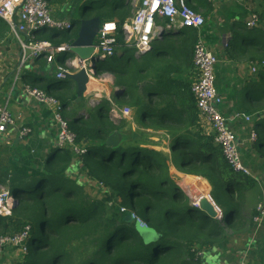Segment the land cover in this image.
I'll use <instances>...</instances> for the list:
<instances>
[{
  "label": "trees",
  "instance_id": "1",
  "mask_svg": "<svg viewBox=\"0 0 264 264\" xmlns=\"http://www.w3.org/2000/svg\"><path fill=\"white\" fill-rule=\"evenodd\" d=\"M63 2L48 0L50 6ZM130 2L88 0L81 6L80 18L117 21L116 55L99 62L100 73L94 67L95 75L114 77V87L121 90L114 102L128 103L141 128L168 134L171 162L177 164L178 154L180 172L191 166L208 182L221 218H211L192 206L188 192L170 177L168 159L161 153L136 141L121 142V138L115 146H108V138L117 129L109 118L110 103L101 101L87 110L86 118L76 116L74 110L64 116L76 145L86 151L84 155L77 157L67 148L62 153L54 150L42 170L15 184L12 191L17 204L10 217L0 218V236L15 234L25 226L30 232L26 254L14 264H205L201 253L212 249L231 252L233 259L229 260L237 262L248 240L259 232L252 223L256 208L249 216L244 213L256 197L262 199L257 180L234 173L213 136L205 135L201 128L191 92L196 81L192 62L196 31L186 29L135 58L134 49L125 47L121 32L124 21L132 16ZM93 5L98 6L97 13ZM70 24V30L49 31L41 34L39 41L55 47L71 45L79 21L71 20ZM246 33L244 38L264 53V42L255 31ZM257 71L246 87L243 110L254 117L264 112V66ZM23 82L53 95L63 109L78 106L75 83L70 79L40 85L39 78L25 76ZM67 86L72 88L68 90ZM254 127L262 128L264 137V118L256 119ZM252 146L261 158L248 157L242 163L252 175L259 171L264 174V140L258 137ZM76 171L81 177L74 175ZM190 185L189 189H195L198 182ZM86 186L102 193L103 198L91 201L84 193ZM219 196L227 202L220 204ZM109 202H113L110 207ZM136 205L142 218L135 213ZM129 214L142 220L152 234L146 237L140 233Z\"/></svg>",
  "mask_w": 264,
  "mask_h": 264
},
{
  "label": "built area",
  "instance_id": "2",
  "mask_svg": "<svg viewBox=\"0 0 264 264\" xmlns=\"http://www.w3.org/2000/svg\"><path fill=\"white\" fill-rule=\"evenodd\" d=\"M212 2V0H206ZM132 16L121 26L123 42L126 48H133L135 58H139L151 52L154 42L161 41L164 37L179 36L183 30L196 31V42L193 48L192 62L196 71V81L191 86V92L195 99L200 123L210 127L213 142L217 145L234 173L251 176L250 171L242 163L240 145L227 124V120L221 112L223 101L215 90L214 67L216 57L207 48L200 32L205 24L204 18L194 11L186 0H131ZM165 20V24H157V19ZM261 16L251 13L245 22L248 30L259 26ZM0 20L4 22L10 34L16 39L21 50L19 65L14 75V83L21 81L23 69L29 62L42 57L47 62H53L55 54L69 53L70 45L55 47L48 42L37 41L35 32L58 31L65 32L71 29V24L62 19L53 17L48 0H0ZM118 26L112 21L101 22L97 40L94 44V58L87 61L75 57L63 61L55 68V79H65L64 74H74L85 69L89 82L93 75L96 62L116 55ZM264 66L262 62L260 64ZM260 65H254L252 73H256ZM25 96L37 105L43 106L51 113V119L56 127L55 149H69L75 156L81 157L85 150L75 143V135L70 129L69 121L64 117V109L61 103L54 97L30 85L23 86ZM236 120L241 119L246 123L250 117L246 115H234ZM15 119L10 115L6 106L0 107V134L6 133L7 127H14ZM30 134L27 127L21 128L19 137L26 138ZM258 139V133L251 130L249 142L254 143ZM189 194V193H188ZM192 206L198 199H192ZM17 202L8 188L0 186V218L11 216ZM256 215L252 217V223L258 230L264 221V200L256 206ZM123 212V209H121ZM139 228L146 229V224L131 214ZM29 226L23 227L19 232L11 235L0 236V255L8 249H13L26 254L25 242L29 236ZM238 264H245L243 258Z\"/></svg>",
  "mask_w": 264,
  "mask_h": 264
},
{
  "label": "crops",
  "instance_id": "3",
  "mask_svg": "<svg viewBox=\"0 0 264 264\" xmlns=\"http://www.w3.org/2000/svg\"><path fill=\"white\" fill-rule=\"evenodd\" d=\"M200 1L196 0V6H199L197 12L205 20L200 35L204 39H210L208 46H206L217 59L214 67L215 90L223 101L221 112L240 145L242 161L247 160L248 157L258 158L259 154L253 149V143L249 142V136L251 130L257 132L254 122L256 119H263L264 112L257 114L258 117H254L243 110L246 87L255 75L251 69L254 65H260L264 61V53L244 37L247 35L246 31H255L260 42H264V0H212L210 3L199 4ZM189 2L192 3L193 0H189ZM50 9L53 15L54 10L51 6ZM63 10L64 6L60 12ZM251 13H258L261 19L257 28L248 30L245 27V22ZM56 19L71 23L70 19L64 18L60 14L57 15ZM114 22L117 23L116 20ZM165 22L161 18L157 19L159 25L163 26ZM45 33L47 32H35L34 37L39 41L41 34ZM10 36H12L10 32L5 31L3 37L0 38V107H7L16 124L14 127H7L6 133L0 134V186L8 188L13 195L12 190L15 188V184L29 180L30 174L42 170L48 155L52 151L56 150L59 153L64 151V149H54L57 131L52 122L51 113L45 107L37 105L25 96L22 88L24 85L30 84H25L23 77L39 78L40 85L46 84L47 81L55 79L57 65L63 63L64 59H69L64 57V53L55 54L53 62H47L42 57L37 58L29 62L27 67L23 69L21 81L16 84L14 83V75L19 65L21 50L13 36L15 43L9 44ZM167 40V37H164L161 41L154 42L152 48L155 49ZM74 58L75 56L71 59ZM43 62L46 65H43ZM259 62L261 63L259 64ZM50 70L53 73L47 79V76L44 75ZM67 87L68 90L72 88V86ZM56 93H61V91ZM80 102L75 104L79 105ZM82 107L85 108V105ZM79 108L80 106L64 109V116L74 110L76 116L80 117ZM234 115L249 116L250 122L246 123L241 119L236 120ZM24 127L30 129V134L21 139L19 131ZM201 128L205 135L212 136L211 131H209L210 127L201 123ZM253 176L258 182V188L261 190L264 200V188L261 186L264 174L260 171L258 173L253 172ZM202 180L210 187L205 179ZM257 231L259 232L256 233L255 237L248 240L244 248L245 252L237 262L229 260L233 259L231 252L222 253L215 249L201 253V258L206 260L205 264H238L242 258L245 264H264V221ZM16 252L13 249L6 250L0 255V264L17 263ZM228 260L232 263H228Z\"/></svg>",
  "mask_w": 264,
  "mask_h": 264
},
{
  "label": "rangeland",
  "instance_id": "4",
  "mask_svg": "<svg viewBox=\"0 0 264 264\" xmlns=\"http://www.w3.org/2000/svg\"><path fill=\"white\" fill-rule=\"evenodd\" d=\"M63 1H64L63 3H57V4L51 5L52 9L54 10L53 17L56 18L57 15L60 14L64 18L79 21L80 12L82 10L81 6L83 5L84 1H88V0H63ZM126 1L130 2L129 0H125V2ZM186 1H187L188 5L194 11H196V12L198 11L199 6H196V0H193L192 3H190L189 0H186ZM206 2H207L206 0H201L199 2V4H203ZM109 4H111V3H108V5ZM108 5L106 6V10H105L106 13L109 12V9H108L109 6ZM62 6H64V10L62 12H60ZM97 7L98 6L93 5L94 13L98 12ZM200 7H202V6H200ZM102 20H100V21H102ZM0 31L5 32L4 22H2L1 20H0ZM6 31H8V29ZM201 38L205 41L206 45L208 46V42L210 39H204L202 37V35H201ZM13 39L14 38L12 36L9 37V44L15 43V41ZM167 39L169 40V38H167ZM96 40H97V38L95 39L94 42H96ZM215 50H218V49L215 48ZM118 54H120V53H118ZM65 56H66L65 57L66 59H71V54L65 53ZM99 65H100L99 62L95 63V70L98 73H100ZM51 73H53V72L50 70L48 73H45L44 76L45 77L47 76V79H48V77ZM90 77H91V80L88 83L87 90H86L85 94L82 96V99H81L82 101L78 105V106H80V108L78 109V113H81L80 117H83V118L88 117V112L86 110H89V109L95 107L101 101L109 102L110 103L109 118H110L111 123L114 125V128L117 129V130L112 131L111 135L114 134L113 136H115L119 139L121 138V142H130V140L139 142L142 145V147L152 149V150H154V152H158V153H161L162 155H164L168 159V168H169L170 177H172L174 180H176L177 184L183 190H185L189 193V196L192 200L194 197H192L191 195L193 193L194 188L189 189V186H191L190 184L200 181V180H196L195 178H200V179H204V178H201L199 175H196L191 166H188L187 170L185 172H180L178 167H177V165L180 164V162L178 160V158H179L178 154H176V156H175L177 164L171 162V157H172V152L170 151V140H171V138L168 136V134H166V132H164V131H154L152 129L141 128L139 126V124L137 123V121H135L136 118L133 117V109L130 108V105H128V103L123 102V101H121L119 103L114 102V100H113L114 96L121 94V90L119 88L114 87V77L112 75H110V74L95 75L94 74V75H91ZM84 105H85V108L82 107ZM257 133L259 135V139L264 140L262 130H260V129L257 130ZM249 174H251V173H249ZM74 175L81 177L82 174H80L79 171H76V172H74ZM251 177H255V176H253L251 174ZM206 186H207V196L211 200V202L214 203V201L212 200L211 195H210L211 188L208 185H206ZM252 191L253 190H251V192ZM258 191H261V190L258 189ZM251 192L249 193V195L251 194ZM84 193L88 196V198L91 201H100V199L103 198L102 193L101 194L98 193L97 190H95L94 188H91L89 186H86L84 188ZM200 198H202V197H200ZM259 198L260 197H256V199L253 200L255 202L252 201V207L247 206L246 207L247 209L246 208L244 209V213L248 214V216H249L251 211L254 208H256L258 203L263 201V197H262V199H259ZM248 199H250V198H248ZM219 200L220 201H218V202L220 204H225L227 202L223 196H219ZM248 203H250V201H248L247 204ZM112 204H113V202H109L108 206L110 207ZM196 204L198 205V203H196ZM217 208L218 207H216V209ZM220 212L221 211L218 210L219 214H221ZM135 213L140 218L143 217V215L141 213V209L138 207V205H136ZM219 218H220V216H219ZM1 234L2 233L0 232V235ZM205 252H208V251H205ZM16 254H17V257H16L17 261H19V262L22 261L23 255H25V254H22L21 252H16Z\"/></svg>",
  "mask_w": 264,
  "mask_h": 264
},
{
  "label": "water",
  "instance_id": "5",
  "mask_svg": "<svg viewBox=\"0 0 264 264\" xmlns=\"http://www.w3.org/2000/svg\"><path fill=\"white\" fill-rule=\"evenodd\" d=\"M100 24L101 21L98 17H94L91 19L80 18L77 37L70 45L69 54L83 61L93 59L94 44H95L94 41L96 39ZM93 74H95V72H93ZM64 77L65 79H70L75 83L76 86L75 103H79L81 101L82 96L85 94L89 83V76L86 70L81 69L74 74L65 73ZM113 135H111L106 142L108 146H115L116 143L118 142V138ZM198 206L199 209L209 217L218 219L220 216L221 218V214L218 213L215 204L211 202V200H208V198H203V197L198 198ZM129 216L131 217L130 214L128 215V217ZM137 229L140 233H142L146 237H149V234H152V231L150 229L146 230L143 228H139L138 225H137Z\"/></svg>",
  "mask_w": 264,
  "mask_h": 264
},
{
  "label": "bare ground",
  "instance_id": "6",
  "mask_svg": "<svg viewBox=\"0 0 264 264\" xmlns=\"http://www.w3.org/2000/svg\"><path fill=\"white\" fill-rule=\"evenodd\" d=\"M206 182L202 179L198 182V186L193 190L192 196L196 199L203 197L208 198L207 196V186L205 184ZM208 200H210L208 198Z\"/></svg>",
  "mask_w": 264,
  "mask_h": 264
}]
</instances>
